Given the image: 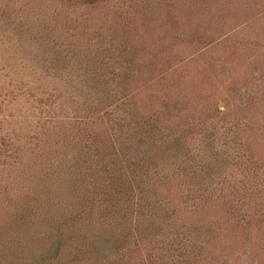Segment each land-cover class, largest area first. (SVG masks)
<instances>
[{
	"label": "rangeland",
	"instance_id": "1",
	"mask_svg": "<svg viewBox=\"0 0 264 264\" xmlns=\"http://www.w3.org/2000/svg\"><path fill=\"white\" fill-rule=\"evenodd\" d=\"M0 264H264V0H0Z\"/></svg>",
	"mask_w": 264,
	"mask_h": 264
}]
</instances>
